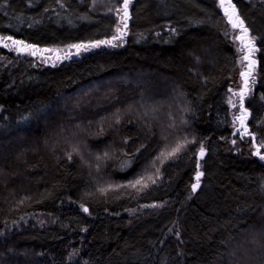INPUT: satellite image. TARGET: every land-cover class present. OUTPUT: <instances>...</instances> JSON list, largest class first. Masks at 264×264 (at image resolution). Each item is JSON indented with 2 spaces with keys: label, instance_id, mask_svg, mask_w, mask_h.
Here are the masks:
<instances>
[{
  "label": "trees",
  "instance_id": "obj_1",
  "mask_svg": "<svg viewBox=\"0 0 264 264\" xmlns=\"http://www.w3.org/2000/svg\"><path fill=\"white\" fill-rule=\"evenodd\" d=\"M97 4L0 0V40L83 49L0 44V264H264V0H230L258 49L239 135L219 0H129L126 29Z\"/></svg>",
  "mask_w": 264,
  "mask_h": 264
},
{
  "label": "rangeland",
  "instance_id": "obj_2",
  "mask_svg": "<svg viewBox=\"0 0 264 264\" xmlns=\"http://www.w3.org/2000/svg\"><path fill=\"white\" fill-rule=\"evenodd\" d=\"M104 0H98V6L99 4H103ZM219 5L222 10V12L225 14V16L228 18H232V20H236L237 13L234 12L231 4L227 0H219ZM227 9V12L225 11ZM230 21V20H229ZM231 23V22H230ZM232 25V23H231ZM233 27V25H232ZM233 29H237L239 33L237 34L236 43L238 47V51L240 53L241 59H240V68L243 73H246V75H242V82L240 89H232L229 94V106L232 112V119L233 124L235 127V134H247V124L249 120V114L246 110L245 100L248 99L253 91L256 88V56L258 55V49L255 46L254 42L251 41V39L247 36L246 33H243L242 36V26L236 27ZM0 44L8 45L7 48L9 51L15 53L18 57L22 56H29L32 57L35 64L45 67H57L60 64H62L64 61L68 60L71 57H74L75 55L79 54L83 51V49L78 48H71V49H65V50H39V49H32V48H23V45L15 44L12 41H5L0 40ZM115 45V46H113ZM118 43H112L109 45V47H117ZM23 48V50H21ZM252 49V51H249ZM35 52V55L32 53ZM248 56L247 60L242 61V57ZM254 61L255 63L252 64L251 68L248 67V65ZM243 93V96L239 95V93Z\"/></svg>",
  "mask_w": 264,
  "mask_h": 264
},
{
  "label": "snow or ice",
  "instance_id": "obj_3",
  "mask_svg": "<svg viewBox=\"0 0 264 264\" xmlns=\"http://www.w3.org/2000/svg\"><path fill=\"white\" fill-rule=\"evenodd\" d=\"M128 4H129V0H123V6L120 8V9H117V11L119 13H122V15L120 16V23L123 25V27L126 29L127 28V19H128ZM229 4H230V0H229ZM234 8V5L232 6ZM225 11L227 12V9H225ZM229 20L230 22L232 23L233 27L236 28V27H240L243 25V21L239 19V17L236 18V20H232L231 17H229ZM117 32H120L121 29L120 27L118 26L117 27ZM247 32V29H242V36L241 38H243V33H246ZM6 39L8 40H12V37H6ZM115 39V37H114ZM13 43L15 44H20V45H23V48H32L31 45H24L22 41H13ZM110 43V42H109ZM8 45H5V47H7ZM115 46V45H113ZM72 47H75V48H80L81 45H72ZM23 48L21 50H23ZM249 51H252V49H250ZM33 55H35V52L32 53ZM248 59V56H244L242 57V61L243 60H247ZM255 63L254 61H252L248 67L251 68L252 64ZM241 75H246V73H241ZM239 95H241V97L243 96V93H239ZM179 151V147L174 149L172 153H170L171 156H175L176 153ZM200 153H201V156H203L204 154V149L203 147L200 148ZM256 155L259 156V158L261 160H264V155H261L260 154V151L259 149L257 150L256 152ZM203 175V173H198L197 176H196V184L192 185V189L193 191H195L198 187H199V181H200V177ZM137 184L141 183V181H137L136 182ZM153 183H155V181H153ZM84 211L87 212L88 209L87 208H84Z\"/></svg>",
  "mask_w": 264,
  "mask_h": 264
}]
</instances>
